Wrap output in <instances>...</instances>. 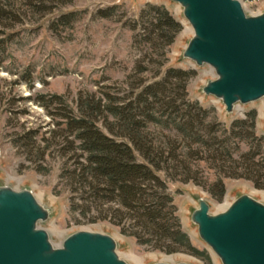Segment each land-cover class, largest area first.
Segmentation results:
<instances>
[{
	"label": "rangeland",
	"instance_id": "rangeland-1",
	"mask_svg": "<svg viewBox=\"0 0 264 264\" xmlns=\"http://www.w3.org/2000/svg\"><path fill=\"white\" fill-rule=\"evenodd\" d=\"M41 11L27 0H0V9L10 14L0 17V30L6 43L0 52V187L30 190L50 212L41 223L55 247H61L70 235L90 231L112 236L119 256L128 264H222L212 249L199 237L192 214L204 198L213 215L224 212L242 195L264 204V189H258L247 179H225L226 194L222 199L194 182L169 180V192L174 197L177 215L183 231L195 248L206 255L198 257L186 252L167 254L141 245L121 233L120 228L95 214L72 212V198H80L68 180L67 171L74 170L75 159L65 154L58 144H51L55 129L53 117L40 104L41 97L52 100L55 95L75 105L79 93L96 92L98 85L122 83L140 62L148 67L145 76L152 78L165 67L194 72L187 91L191 101L211 111L209 121L230 127L234 121L257 113L255 134L264 137V99L249 104H237L227 113L223 102L203 93L204 86L217 79L215 70L205 64L198 66L183 54L194 31L183 15V8L171 0H38ZM248 16L264 13V0H240ZM164 6L183 29L175 42L156 49L143 41L148 35V23L140 16L146 5ZM116 6L109 18L99 17V9ZM77 13L69 25L57 24L63 14ZM163 53L166 55L163 56ZM120 85V84H119ZM51 113L58 114L59 104L50 103ZM44 139H51L49 143ZM59 140V138H58ZM57 140L58 143H60ZM234 139L233 141H237ZM242 145V151L247 150ZM199 164V163H198ZM195 171L211 181L217 169L200 163ZM160 175L165 178L164 173ZM75 202H79L78 199Z\"/></svg>",
	"mask_w": 264,
	"mask_h": 264
},
{
	"label": "trees",
	"instance_id": "trees-1",
	"mask_svg": "<svg viewBox=\"0 0 264 264\" xmlns=\"http://www.w3.org/2000/svg\"><path fill=\"white\" fill-rule=\"evenodd\" d=\"M27 1L38 11L44 7L38 0ZM116 8L99 9L97 15L109 18ZM7 14L9 8L0 9V17ZM77 15L63 14L57 24L69 25ZM140 18L149 24L143 41L153 50L160 42L163 49L170 47L183 29L164 6L148 4ZM3 35L0 30V52L6 43ZM159 65L164 69L148 78V67L140 62L117 87L99 84L96 92L79 93L75 105L58 95L52 100L43 96L40 104L53 117L51 144L75 159L74 170L67 171L80 194L72 198V212L108 220L152 249L203 257L182 229L169 180L194 182L219 199L226 194L228 178L247 179L264 189V137L255 134V111L230 127L209 121L211 111L188 97L195 73L165 67V61ZM55 101L58 114L48 110ZM198 163L219 171L213 181L195 171Z\"/></svg>",
	"mask_w": 264,
	"mask_h": 264
},
{
	"label": "water",
	"instance_id": "water-1",
	"mask_svg": "<svg viewBox=\"0 0 264 264\" xmlns=\"http://www.w3.org/2000/svg\"><path fill=\"white\" fill-rule=\"evenodd\" d=\"M171 1L194 31L184 58L217 74L203 93L220 99L229 114L237 104L264 99V13L248 16L240 0ZM49 218L32 191L0 187V264H128L107 234L79 231L55 247L40 227ZM192 222L222 264H264V204L258 200L242 195L213 215L201 198Z\"/></svg>",
	"mask_w": 264,
	"mask_h": 264
}]
</instances>
